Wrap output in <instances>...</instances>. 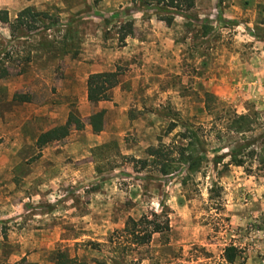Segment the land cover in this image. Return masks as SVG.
I'll return each mask as SVG.
<instances>
[{"label":"rangeland","instance_id":"374dc122","mask_svg":"<svg viewBox=\"0 0 264 264\" xmlns=\"http://www.w3.org/2000/svg\"><path fill=\"white\" fill-rule=\"evenodd\" d=\"M26 8L41 15L36 30L14 31L0 18V65L9 72L0 78V264H230L231 246L232 264H264V167L248 174L207 161L188 178L184 168L164 176L148 155L183 144L188 129L211 160L214 148L227 152L239 140L225 130L233 113L258 118L247 136L263 131L264 0H195L170 23L132 0H0L10 23ZM136 14L147 27L134 26ZM115 56L126 93L104 110L102 131L88 119L103 109L70 105L83 128L38 149L54 127L49 115L27 118L30 106L57 105L74 74ZM206 94L215 98L208 107ZM162 208L167 237L124 252L109 243L129 218Z\"/></svg>","mask_w":264,"mask_h":264},{"label":"trees","instance_id":"16d2710c","mask_svg":"<svg viewBox=\"0 0 264 264\" xmlns=\"http://www.w3.org/2000/svg\"><path fill=\"white\" fill-rule=\"evenodd\" d=\"M132 4L136 5L140 10L151 9L157 13L167 14L163 21L170 23L173 15L189 11L195 6V0H132ZM39 13H35L32 9L26 8L21 11L13 22H9L7 12L0 11V18L4 23H8L12 30L21 28L33 31L37 29V23L40 21ZM131 23L127 24V33L121 36L123 41L127 36L132 34ZM9 74L6 68L0 65V78ZM118 69L113 72H103L89 75L87 79V100L90 103H98L101 101H109L110 91L117 86ZM206 102L208 107V99H215L214 96L206 94ZM24 101V100H23ZM208 112H211L208 109ZM105 111L100 110L93 113L89 119L94 134L100 133L103 129ZM258 118H252L249 115L233 113L226 122L225 130L227 133L239 136V140L235 146L224 152L225 147H216L213 150L214 156L208 160L204 147V142L193 131L185 130L180 134L183 144L174 148L160 145L156 148H149L148 155L152 159L151 162L159 168V173L169 176L178 171L185 169L186 178L191 174L199 172L204 162L210 161L214 167L219 164L225 167L234 166L242 167L250 174L254 165L256 169L264 167V129L258 136H247L255 131V124ZM75 125L77 130L83 128L82 122L73 114L69 113L66 124L54 127L38 136L36 146L41 149L45 145L66 138L70 133V127ZM173 130L170 127L169 132ZM216 140L222 142L221 132L218 130L215 134ZM228 161L223 164L224 160ZM143 166L147 161H140ZM183 180V184L186 181ZM170 232V220L167 210L159 213L152 212L148 215H142L139 219L129 218L122 230L116 231L108 240L121 249V252L131 248L146 246L151 242L154 235L166 236ZM225 259L232 264L237 256V250L233 246L227 247L224 251ZM101 264H105L101 262Z\"/></svg>","mask_w":264,"mask_h":264},{"label":"crops","instance_id":"0c3cea01","mask_svg":"<svg viewBox=\"0 0 264 264\" xmlns=\"http://www.w3.org/2000/svg\"><path fill=\"white\" fill-rule=\"evenodd\" d=\"M133 23L135 27L141 28V27H147L148 24H146V21L141 19V15L140 14H136L132 17ZM153 19L149 20V23H153ZM158 27L159 28V32L157 35H160V37L162 36V32L164 29H162V26H155V28ZM155 34V29L152 30ZM130 40H127V48L130 45H133L132 43H130ZM165 41V40H164ZM135 43L138 44H143L144 42L142 40H134ZM126 48V47H125ZM118 55V54H117ZM119 64V60H117V57L115 56L113 58V60H111V63L106 62L103 63V61L101 63L95 62V64H93L91 67H86V71L84 73H80V74H74V77L69 81V83L71 85H67V90L66 89H61L58 92V95L62 98L61 101H59L57 103V105H47L44 106L42 108H40L39 105L35 106L32 105L31 107V111L30 115L27 118H33L34 115L36 117H41L43 115H49L48 119L49 121L53 122L51 125V127H56V126H62L67 122V118L69 115V111L71 110L70 105H83V106H89V105H96L97 108H101L103 110H111V108L113 109V104L118 103L119 106L121 105L120 103V97L123 95L125 96L126 92H121V83L118 84L117 87H114L110 93V99L109 101H101L98 103H89L87 100V79L89 77V75L91 74H97V73H103V72H113L115 70V65ZM77 80L80 81V86L81 89L79 90V92L76 91L74 84ZM73 84V85H72ZM22 86H20L21 88ZM17 89V88H16ZM14 90V89H13ZM12 89H9V94L12 93L13 91ZM12 95V94H11ZM11 95L9 96V98L11 97ZM57 95V96H58ZM76 98H78V101H76ZM80 109V108H79ZM56 114H61V116L57 119L56 118ZM90 127V126H89ZM88 128V127H87ZM91 129V127H90ZM2 130V129H1ZM3 133V132H2ZM46 157L45 154H43V156L41 157V159H44ZM3 172V164L0 165V174ZM0 217L3 218V208L0 209Z\"/></svg>","mask_w":264,"mask_h":264}]
</instances>
